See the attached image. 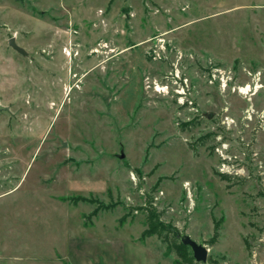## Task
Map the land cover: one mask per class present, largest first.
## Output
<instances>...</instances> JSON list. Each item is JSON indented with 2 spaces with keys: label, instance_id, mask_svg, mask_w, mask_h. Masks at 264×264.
Instances as JSON below:
<instances>
[{
  "label": "rangeland",
  "instance_id": "1",
  "mask_svg": "<svg viewBox=\"0 0 264 264\" xmlns=\"http://www.w3.org/2000/svg\"><path fill=\"white\" fill-rule=\"evenodd\" d=\"M0 106V264H264V0H0Z\"/></svg>",
  "mask_w": 264,
  "mask_h": 264
},
{
  "label": "water",
  "instance_id": "2",
  "mask_svg": "<svg viewBox=\"0 0 264 264\" xmlns=\"http://www.w3.org/2000/svg\"><path fill=\"white\" fill-rule=\"evenodd\" d=\"M8 47H10L12 50H14L16 53L20 55H24V50L16 45L14 42V38L10 37L7 41ZM4 107L0 106V110H4ZM123 157L122 154L118 155L117 158L121 159ZM178 242L189 249L191 252V257L194 262L196 263H205L206 257H207V250L202 244H198L192 239H190L186 234L184 233H175Z\"/></svg>",
  "mask_w": 264,
  "mask_h": 264
},
{
  "label": "trees",
  "instance_id": "3",
  "mask_svg": "<svg viewBox=\"0 0 264 264\" xmlns=\"http://www.w3.org/2000/svg\"><path fill=\"white\" fill-rule=\"evenodd\" d=\"M219 176H220V178H225V177H226V176L223 175V174H220ZM153 232H155V229H153L152 227H147L146 230L144 231V234H145V233H146V234H150V233H153Z\"/></svg>",
  "mask_w": 264,
  "mask_h": 264
}]
</instances>
